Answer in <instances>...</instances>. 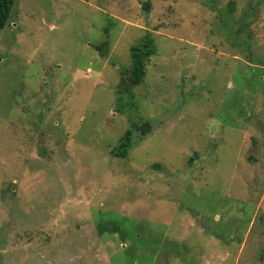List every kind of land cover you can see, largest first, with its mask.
<instances>
[{"label": "rangeland", "instance_id": "rangeland-1", "mask_svg": "<svg viewBox=\"0 0 264 264\" xmlns=\"http://www.w3.org/2000/svg\"><path fill=\"white\" fill-rule=\"evenodd\" d=\"M144 1L15 0L0 264H264V0Z\"/></svg>", "mask_w": 264, "mask_h": 264}, {"label": "trees", "instance_id": "trees-1", "mask_svg": "<svg viewBox=\"0 0 264 264\" xmlns=\"http://www.w3.org/2000/svg\"><path fill=\"white\" fill-rule=\"evenodd\" d=\"M15 0H0V29L5 27L7 22L9 21V15L11 12V9L13 7ZM233 1H229L228 3V12H232L233 10ZM150 1L145 0L143 2V6L145 10H149ZM94 48H96L98 51H101L102 44L100 45H94ZM130 50V66L124 71L126 75H128L129 83L130 84H138L140 83L144 76H145V63L147 59L155 54L156 52V46L154 44L153 39L149 36V34H146L143 36L139 44H133L129 48ZM142 134L146 132V127H141ZM129 142L127 144H123V151L122 156L125 155L126 148H128Z\"/></svg>", "mask_w": 264, "mask_h": 264}]
</instances>
